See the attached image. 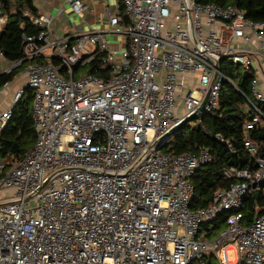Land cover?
<instances>
[{
    "label": "built area",
    "instance_id": "2783aa9c",
    "mask_svg": "<svg viewBox=\"0 0 264 264\" xmlns=\"http://www.w3.org/2000/svg\"><path fill=\"white\" fill-rule=\"evenodd\" d=\"M66 2L78 16L88 8ZM25 15L41 28L24 36L16 62L33 61L37 139L0 179V264H206L208 255L219 264H264V216L246 226L234 212L213 238L202 226L239 210L250 188L264 184V155L254 170L226 169L240 181L193 210L191 178L211 154L161 149L177 125L200 113L188 122L197 124L218 107L227 61L255 74L245 147L258 152L250 131L264 122V22L237 6L121 0L97 14L92 31L76 29L73 41L54 33L52 16ZM6 20L0 3V31ZM97 48L110 74L75 77ZM22 92L0 112V137Z\"/></svg>",
    "mask_w": 264,
    "mask_h": 264
},
{
    "label": "trees",
    "instance_id": "16d2710c",
    "mask_svg": "<svg viewBox=\"0 0 264 264\" xmlns=\"http://www.w3.org/2000/svg\"><path fill=\"white\" fill-rule=\"evenodd\" d=\"M199 4L214 3L222 7L237 6L246 16L256 22H264V0H196ZM1 12L7 16L6 23L0 31V53L8 61L16 63L24 57V36L37 35L41 28L30 20L25 12L39 15L34 0H0ZM121 10L123 7L121 6ZM106 51L95 50L94 58L84 66H75V77L80 73H93L107 77L111 68L103 63ZM45 62L46 59H36ZM59 64L56 59L52 60ZM33 61H22L10 71L0 74V88L10 82L14 76L23 71ZM222 71L227 76L221 90L219 105L216 109L205 113L197 124L186 123L162 145V151L171 154H182L192 151L198 154L206 149L212 160L201 165L191 178L194 185L191 208L200 210L214 202V196L220 189H227L232 183L240 181L237 177H228L226 169H255L256 159L264 155V122L250 131L252 141L258 152L251 154L245 147V129L250 121L254 102L252 81L254 72L240 65L224 61ZM34 90L30 86L13 107L9 119L0 137V179L17 163L21 162L27 152L34 146L37 132L33 115ZM264 112V106H262ZM231 147L235 152L231 151ZM240 212L244 218L242 223L249 226L257 216H264V184L255 185L248 191L239 210H224L211 222L204 223L203 230L207 238H213L227 226L228 216ZM206 264H219L215 255L206 256Z\"/></svg>",
    "mask_w": 264,
    "mask_h": 264
},
{
    "label": "crops",
    "instance_id": "0c3cea01",
    "mask_svg": "<svg viewBox=\"0 0 264 264\" xmlns=\"http://www.w3.org/2000/svg\"><path fill=\"white\" fill-rule=\"evenodd\" d=\"M84 1L88 5V8L82 16L74 14L66 0H34V3L40 14L45 13L53 17L51 27L58 37H70L75 41L73 34L76 29L80 33L92 31L95 27H98L97 14L103 15L106 6L114 8L118 4H121V0ZM240 43L243 42L240 41ZM255 46L253 43L248 45L251 48ZM15 66L16 63L6 60L3 54L0 53V74L10 71ZM27 86V68H25L23 71L17 73L10 82L0 88V112L13 106L18 92L23 90V96Z\"/></svg>",
    "mask_w": 264,
    "mask_h": 264
},
{
    "label": "water",
    "instance_id": "95a60500",
    "mask_svg": "<svg viewBox=\"0 0 264 264\" xmlns=\"http://www.w3.org/2000/svg\"><path fill=\"white\" fill-rule=\"evenodd\" d=\"M205 105V102L203 103V106ZM203 108V107H202ZM200 118V113H196L194 114L193 116L187 118L186 120H184L182 123H180L179 125H177L174 130L170 133H168V137H171L173 135L174 132L178 131L184 124L188 123V122H191L195 119H198Z\"/></svg>",
    "mask_w": 264,
    "mask_h": 264
},
{
    "label": "rangeland",
    "instance_id": "374dc122",
    "mask_svg": "<svg viewBox=\"0 0 264 264\" xmlns=\"http://www.w3.org/2000/svg\"><path fill=\"white\" fill-rule=\"evenodd\" d=\"M90 46V45H89ZM91 47V46H90ZM234 249H231V250H229V252H228V254H227V256H228V260L229 261H233L234 260Z\"/></svg>",
    "mask_w": 264,
    "mask_h": 264
}]
</instances>
